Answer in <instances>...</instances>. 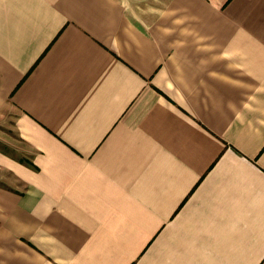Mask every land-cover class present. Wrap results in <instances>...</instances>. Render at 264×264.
Returning a JSON list of instances; mask_svg holds the SVG:
<instances>
[{
  "label": "crops",
  "instance_id": "crops-1",
  "mask_svg": "<svg viewBox=\"0 0 264 264\" xmlns=\"http://www.w3.org/2000/svg\"><path fill=\"white\" fill-rule=\"evenodd\" d=\"M0 126V264H264V0H0Z\"/></svg>",
  "mask_w": 264,
  "mask_h": 264
},
{
  "label": "rangeland",
  "instance_id": "rangeland-1",
  "mask_svg": "<svg viewBox=\"0 0 264 264\" xmlns=\"http://www.w3.org/2000/svg\"><path fill=\"white\" fill-rule=\"evenodd\" d=\"M134 14H137V10L136 8H134ZM0 131H2V126H0ZM10 131V130H7ZM0 150H2L3 152H10V154L12 156L18 157V155L24 153V147L22 146L21 143H19L18 141L14 142V146H6L5 143H3L2 141L0 142ZM1 186V184H0Z\"/></svg>",
  "mask_w": 264,
  "mask_h": 264
}]
</instances>
